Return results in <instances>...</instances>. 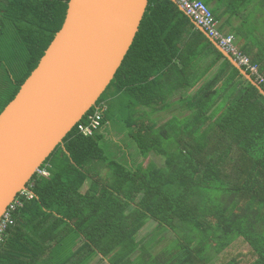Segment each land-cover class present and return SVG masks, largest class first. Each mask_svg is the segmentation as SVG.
<instances>
[{"label": "trees", "instance_id": "1", "mask_svg": "<svg viewBox=\"0 0 264 264\" xmlns=\"http://www.w3.org/2000/svg\"><path fill=\"white\" fill-rule=\"evenodd\" d=\"M69 1L0 0V114L62 28ZM202 1L218 22L240 8L238 0ZM255 41L236 45L264 75V43ZM215 60L221 69L190 96ZM173 96L192 112L188 127L156 129L149 112ZM97 108L93 135L76 125L41 166L50 177L36 173L27 184L33 198L18 195L0 264H89L96 256L110 264H264V95L173 0H149L122 65L82 122ZM110 112L132 129L137 161L106 156ZM150 222L155 229L139 240ZM166 233L174 243L153 254Z\"/></svg>", "mask_w": 264, "mask_h": 264}, {"label": "water", "instance_id": "2", "mask_svg": "<svg viewBox=\"0 0 264 264\" xmlns=\"http://www.w3.org/2000/svg\"><path fill=\"white\" fill-rule=\"evenodd\" d=\"M148 5L149 0L69 1L62 28L0 114V221L47 158L95 107L130 50ZM211 41L264 95L249 73Z\"/></svg>", "mask_w": 264, "mask_h": 264}, {"label": "crops", "instance_id": "3", "mask_svg": "<svg viewBox=\"0 0 264 264\" xmlns=\"http://www.w3.org/2000/svg\"><path fill=\"white\" fill-rule=\"evenodd\" d=\"M241 3H242L241 0L235 2V4L240 5L239 11L237 13L235 10L228 12L224 8V12L226 11L225 12L226 14L223 16V19L219 22L220 26L222 27L224 32L232 33L235 35L238 45H242L244 42L250 40L255 41V39H258L259 44H261L260 39L264 43V0H258L255 2L253 1L251 5L248 3V4H243L242 6ZM260 6H262L263 8H260ZM238 33L242 35V39L239 38ZM212 60L213 59H211V57L204 58V60H202L203 62L199 64L200 71H202L203 68L205 70V67H208V64L212 63ZM222 63L223 61L221 60L219 62L215 60L212 69L206 73L205 79L202 80L195 87V89L189 92V95L190 96L193 95L198 89V87L205 83L206 79H211L214 76V74L219 69H221ZM179 98H180L179 96H173L169 101H167L165 105L161 104L159 106H156V108L152 109L151 112H149V110L146 109L148 110L151 116L150 117L151 125L153 123L156 126V129H159L162 128L161 126L165 122H168L169 124H173L174 128L177 131H179L178 129L185 130L186 127H188L187 122L191 118L192 112L187 109L184 101L179 100ZM144 110H145L144 108L137 109V111L141 113L144 112ZM157 164L159 163L157 162ZM156 225L157 224L155 222H150L149 227L152 228L150 229V231H146L147 228L144 229L139 235L140 236L139 240L143 238L142 236L148 234L153 229H155ZM167 236L168 237L163 240H160V238H158L157 245H156V241H153L152 243L154 249V250L152 249L153 254L155 252H159V251L165 252V250H169V248L174 243V238L171 237L170 233H168ZM78 242L80 243V241ZM138 257H140L139 253L135 254L133 256V259H136ZM166 258H168V256ZM89 264H110V259H105L102 256H96Z\"/></svg>", "mask_w": 264, "mask_h": 264}, {"label": "built area", "instance_id": "4", "mask_svg": "<svg viewBox=\"0 0 264 264\" xmlns=\"http://www.w3.org/2000/svg\"><path fill=\"white\" fill-rule=\"evenodd\" d=\"M173 1L194 21L197 26L202 28L206 34L213 39L220 48H222V50L229 54L238 63L237 65L241 69L249 73L251 77H255V80L258 83L264 85V75L259 72L258 65L254 64L246 54L238 49L234 35H225L221 32L219 28L220 24L207 4L202 0ZM100 111V108H97V111L94 114L87 116L85 122H82L85 116L83 117V119L77 124L80 133L87 137L93 135L94 130L98 128L102 118ZM36 173L42 177H50L48 167H40ZM20 195H25L28 199L33 198V194L28 188L21 192ZM21 205V199L17 196L0 221V248L7 230L14 224L13 213Z\"/></svg>", "mask_w": 264, "mask_h": 264}, {"label": "rangeland", "instance_id": "5", "mask_svg": "<svg viewBox=\"0 0 264 264\" xmlns=\"http://www.w3.org/2000/svg\"><path fill=\"white\" fill-rule=\"evenodd\" d=\"M107 115L109 121L105 128L104 139L101 142V146L104 149L106 156L109 159H115L119 162L125 163L128 158L127 154L129 153L134 161H137V153H139V150L130 137L132 129L126 128L120 118L118 116L113 117L111 112L107 113ZM153 158L159 164L164 161L162 157L157 158L153 155ZM151 228L152 227L147 228L146 231H150Z\"/></svg>", "mask_w": 264, "mask_h": 264}]
</instances>
